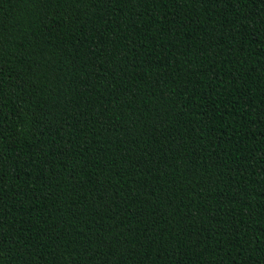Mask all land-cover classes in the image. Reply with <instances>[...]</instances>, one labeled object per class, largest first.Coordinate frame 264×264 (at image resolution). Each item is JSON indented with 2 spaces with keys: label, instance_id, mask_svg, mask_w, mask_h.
Segmentation results:
<instances>
[{
  "label": "trees",
  "instance_id": "1",
  "mask_svg": "<svg viewBox=\"0 0 264 264\" xmlns=\"http://www.w3.org/2000/svg\"><path fill=\"white\" fill-rule=\"evenodd\" d=\"M0 264H264V0H0Z\"/></svg>",
  "mask_w": 264,
  "mask_h": 264
}]
</instances>
